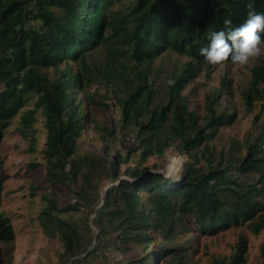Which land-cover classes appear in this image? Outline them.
Here are the masks:
<instances>
[{
	"label": "trees",
	"instance_id": "obj_1",
	"mask_svg": "<svg viewBox=\"0 0 264 264\" xmlns=\"http://www.w3.org/2000/svg\"><path fill=\"white\" fill-rule=\"evenodd\" d=\"M117 1L121 0H0V83L4 85L0 90V137L9 120L37 94L34 107L23 114L22 124L25 133H31L36 114L44 115L45 189L49 192L42 195L46 204L39 218L46 234L58 235L64 243L57 264L85 253L92 242V234L61 215L79 212L82 207L89 209L86 229L90 233L87 220L95 214L92 223L99 230L98 237L114 233L123 248L140 247V254L126 264H156L158 259L186 264L188 253L178 240L191 227L215 234L249 223L259 233L264 228V123L257 137L248 140L246 155L229 153L228 158L223 155L212 164L214 156L209 153L208 169L186 162L179 179L140 165L129 167L122 177L119 163L126 157L117 150L116 160L107 153L102 164L110 178L117 179L103 197L86 173L85 185L72 187L82 165L90 163L88 158H77L85 124L94 121L88 105H103L86 92L102 72L91 60L99 45L110 46L113 60L126 58L135 66L150 63L168 50L190 58L173 74L163 104L153 103L155 80L147 70L111 69L110 65L105 69L113 95L118 83L124 85L125 96L118 99L123 122L139 129L144 161L153 154L162 156L177 139L181 150H194L212 139L220 126L235 121V110L216 106L222 89L208 98L203 122L190 110L183 90L202 66L218 64H209L199 53L208 43L210 31L225 28V18L231 19V27L243 23L249 5L264 12V0H130L114 8ZM225 62L232 61L228 58L219 63ZM49 68H54L55 77L50 76ZM82 91L85 96H80ZM243 97L248 109L259 100L264 110V61L251 68L250 86ZM242 174L253 175L254 180H241ZM55 186L73 191L78 199L60 205L52 189ZM143 193H147L145 198ZM13 241L10 219L0 214V244L10 246ZM157 241L161 245L158 251L152 249ZM245 245L242 239L229 263H218L243 262ZM262 257L264 264V244ZM87 262L77 257L72 264Z\"/></svg>",
	"mask_w": 264,
	"mask_h": 264
},
{
	"label": "rangeland",
	"instance_id": "obj_2",
	"mask_svg": "<svg viewBox=\"0 0 264 264\" xmlns=\"http://www.w3.org/2000/svg\"><path fill=\"white\" fill-rule=\"evenodd\" d=\"M129 2L130 0L117 1L114 8H120ZM260 47L261 54L251 57L243 66L233 62L218 63L211 67L202 66L183 90L188 97L190 110L199 114L203 122L208 98L222 89L220 103L216 106L219 110L237 112L232 124L220 126L212 139L194 150H181L177 139L171 142L162 156L153 154L141 161L144 146L138 137L139 129L124 124L122 107L118 101L125 96L124 85L118 83L116 95H113L109 89L108 76L104 74L105 69L110 65L111 69L125 66L130 71L147 70L150 78L155 80L153 103L163 104L167 100L173 74L180 71L190 58L168 50L150 63L135 66L133 61L126 58L118 57L113 60L110 46L99 45L91 53V60L102 72L95 76V81L88 86L86 92L103 105H88L94 121L85 124L79 140L77 158L79 160L88 158L90 163L82 165V173L73 182L72 187L77 189L85 185L86 173L90 183L97 187L103 197L106 189L117 183V179L110 178L108 170L102 164L107 153L111 155V159L116 160L117 150L126 157L125 161L119 163L122 177L129 167L140 165L162 172L171 179H179L182 176L186 162L208 169L209 153L214 156L212 164L217 163L223 155L228 158L229 153L234 156L246 155L248 140L257 137L264 123L261 101L254 100L252 108L248 109L243 97L244 90L250 86L251 68L264 61V44ZM47 71L50 76L55 77L54 68ZM223 82H227V85ZM3 88L4 85L0 83V90ZM80 96H85L84 91L80 92ZM36 98L37 94L29 97L21 111L9 120L0 137V214L9 217L14 230L13 243L10 246L0 244V264H57L60 262V254L64 251L62 239L58 235L46 234L39 218L46 204L42 195L49 192L45 189L47 170L43 153L46 139L45 118L40 111L36 114L31 133H25L22 124L24 112L34 107ZM241 180H254V176L242 174ZM52 189L60 205L78 199L73 191L63 186H55ZM146 194L143 193L142 196L145 198ZM88 213L89 209L82 207L79 212L61 214L82 226L87 235L92 234L93 239L89 248L77 257L87 259L86 264L93 262L126 264L140 254L141 249L138 245H133L130 249L123 248L114 233L98 237L99 230L92 223L95 214H90L87 220L92 230L90 233L86 229ZM191 229L178 240V244L185 246L188 253L186 264H219V260L229 263L232 255L238 251V244L242 239L246 240V245L243 252L244 261L239 264H262L264 228L255 233L253 225L247 223L215 234L203 233L196 227ZM160 247L157 241L153 243L152 249L158 251ZM90 250H92L90 255H86ZM6 252L7 257L4 256ZM77 257L71 258L66 264H72ZM156 264L169 263L158 259Z\"/></svg>",
	"mask_w": 264,
	"mask_h": 264
},
{
	"label": "clouds",
	"instance_id": "obj_3",
	"mask_svg": "<svg viewBox=\"0 0 264 264\" xmlns=\"http://www.w3.org/2000/svg\"><path fill=\"white\" fill-rule=\"evenodd\" d=\"M243 23L231 27L232 21L225 18V28L208 33V43L199 48V53L209 64L230 58L233 63L245 65L251 57L261 54L264 44V12H257L249 5Z\"/></svg>",
	"mask_w": 264,
	"mask_h": 264
}]
</instances>
